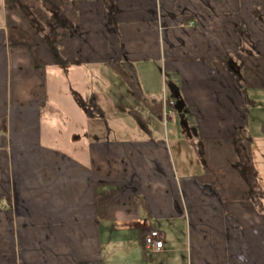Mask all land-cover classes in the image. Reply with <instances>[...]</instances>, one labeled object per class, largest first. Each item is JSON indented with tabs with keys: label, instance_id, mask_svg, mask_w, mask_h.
Segmentation results:
<instances>
[{
	"label": "crops",
	"instance_id": "obj_1",
	"mask_svg": "<svg viewBox=\"0 0 264 264\" xmlns=\"http://www.w3.org/2000/svg\"><path fill=\"white\" fill-rule=\"evenodd\" d=\"M76 1L75 63L57 66L0 0V264H264V91H249L247 105L231 73L208 62L239 51L241 23L264 55V0ZM10 28L32 36L43 66L9 46ZM152 65L174 79L175 124L154 117L116 70L137 87L138 69L147 85ZM137 90L160 100L159 87ZM241 131L253 138L242 175L256 194L225 201L200 183L196 143ZM110 191L103 213L96 195ZM154 228L164 250L148 256Z\"/></svg>",
	"mask_w": 264,
	"mask_h": 264
},
{
	"label": "trees",
	"instance_id": "obj_2",
	"mask_svg": "<svg viewBox=\"0 0 264 264\" xmlns=\"http://www.w3.org/2000/svg\"><path fill=\"white\" fill-rule=\"evenodd\" d=\"M6 7L28 21L42 41L49 48L52 62L57 66L75 63L70 58V35L78 23V3L76 0H4ZM112 22H115L112 4L106 3ZM238 33L243 40L239 51L221 58L210 59V66L231 73L235 85L240 90L246 104H250L249 91H264V55L255 51L251 38L241 23ZM9 46L14 49H25L31 54L34 66H43L37 45L32 36L17 28L8 29ZM116 70L133 89L134 94L151 114L163 119V100L142 99L136 85L123 69ZM91 117V110L87 111ZM138 124L146 128L147 123L135 110L129 112ZM253 138L243 135L242 131L234 138L198 139L196 146L204 167V173L198 179L200 183L218 188L223 200H252L255 187L249 184L242 175L243 165L250 158ZM114 192L96 195V206L103 213L114 198Z\"/></svg>",
	"mask_w": 264,
	"mask_h": 264
},
{
	"label": "rangeland",
	"instance_id": "obj_3",
	"mask_svg": "<svg viewBox=\"0 0 264 264\" xmlns=\"http://www.w3.org/2000/svg\"><path fill=\"white\" fill-rule=\"evenodd\" d=\"M151 69H152V71H154V73L149 78V83L147 85L145 83L143 84V82L141 80V68H140V70L138 69V74L134 77L136 80L137 87L139 88L140 92L144 93V92H146V90L148 88L149 91L157 93L155 91H157L158 87H159V91H158L159 94L156 95L155 98H158V99L163 100V101H164V99H166V100L173 99L175 97L174 91L172 89V84H173L174 79H171L170 76L165 78V74H163V72L161 75L160 68L157 65H155V66L152 65ZM95 78H99V76L91 77V79H95ZM105 87H103V85H101V89H99L101 94H102L101 96H103L105 94ZM174 101H176V100H174ZM88 106H89V103H88ZM257 106L261 107L262 105H260L258 103ZM93 112L97 113L96 109H93ZM108 114L110 115V112H108ZM103 122H104L103 125H104L105 130L107 129V126H111L115 123L114 119L112 120L110 117H108L107 119H104ZM118 124L124 126L123 121L121 122L119 120ZM254 131H255V129H254ZM125 135L133 137L135 134L131 133L129 130H126Z\"/></svg>",
	"mask_w": 264,
	"mask_h": 264
},
{
	"label": "built area",
	"instance_id": "obj_4",
	"mask_svg": "<svg viewBox=\"0 0 264 264\" xmlns=\"http://www.w3.org/2000/svg\"><path fill=\"white\" fill-rule=\"evenodd\" d=\"M163 123L167 126L170 123H177L178 114L176 112V104L173 100L163 101ZM164 237L162 233L157 229H151L144 237V247L146 255L152 256L164 250Z\"/></svg>",
	"mask_w": 264,
	"mask_h": 264
}]
</instances>
